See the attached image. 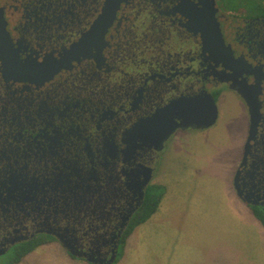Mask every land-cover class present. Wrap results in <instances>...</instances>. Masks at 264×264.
Wrapping results in <instances>:
<instances>
[{
	"label": "flooded vegetation",
	"instance_id": "flooded-vegetation-1",
	"mask_svg": "<svg viewBox=\"0 0 264 264\" xmlns=\"http://www.w3.org/2000/svg\"><path fill=\"white\" fill-rule=\"evenodd\" d=\"M251 5L0 0V264L51 247L118 263L169 141L213 127L229 92L249 121L234 189L264 217V7Z\"/></svg>",
	"mask_w": 264,
	"mask_h": 264
},
{
	"label": "crops",
	"instance_id": "crops-1",
	"mask_svg": "<svg viewBox=\"0 0 264 264\" xmlns=\"http://www.w3.org/2000/svg\"><path fill=\"white\" fill-rule=\"evenodd\" d=\"M240 104L243 107L242 102ZM219 106L226 104L221 101ZM248 126L247 118L246 131L242 129L240 134L244 140ZM240 139V146L233 151L226 166L215 163L214 169L208 168L213 170L205 177L201 173L206 169L200 166L197 168L199 174H193L194 180L187 184L189 187L176 188L184 193L179 201H173L176 182L165 179L161 175L164 172L160 171L155 183L163 187L164 194L157 211L136 227L125 252L131 248L132 240H140L143 234L146 236L148 226L159 216L155 223L161 228V252L152 251L155 247L151 244V252L147 253V248L145 251L147 261L154 254L158 258L156 262L161 264H264V224L234 189L233 175L242 157ZM216 170L223 176H217ZM155 234L152 230V236ZM145 247H149L148 242ZM64 255L62 259L68 264L81 262ZM133 258L136 263L143 264L138 259H144V255L134 251Z\"/></svg>",
	"mask_w": 264,
	"mask_h": 264
},
{
	"label": "rangeland",
	"instance_id": "rangeland-1",
	"mask_svg": "<svg viewBox=\"0 0 264 264\" xmlns=\"http://www.w3.org/2000/svg\"><path fill=\"white\" fill-rule=\"evenodd\" d=\"M227 8L238 9L241 6L254 7L251 5L253 2H259L261 8L264 7V0H223ZM222 103L226 106H220L218 108V120L216 124L204 131L187 134L188 137H184L182 142H172L169 141L168 149L163 153V165L160 171L165 179L169 178L175 185L173 201H179L180 197L184 195L183 187H189V182L194 180L193 174H199L200 170L197 168L203 166L201 173L202 177L208 175L214 169V164L219 163L222 166H226L230 162V158L233 155V151L239 145V139L241 138V130L246 131L247 116L244 108L241 106L239 101H242L238 95L229 92L222 98ZM240 104H238L237 102ZM244 134V133H243ZM244 137L240 139V144H244ZM240 146V145H239ZM196 151L195 154H192ZM213 168V169H208ZM225 168V167H224ZM223 168V169H224ZM215 174L217 176H223L219 170H216ZM233 174V173H232ZM158 173V177H159ZM200 176V177H201ZM235 177V175H233ZM157 177V178H158ZM176 188L182 189L177 190ZM164 194L163 187L159 186L152 193L153 196L162 197ZM157 211V210H156ZM255 211V210H254ZM256 214L259 213L256 211ZM264 214V213H262ZM159 217V216H158ZM154 218L149 229L146 230V236L143 234L140 240H132L131 248L125 252L122 249L120 252L119 264H139L136 263L134 256V251H137L144 259L139 258L138 262H143V264H161L157 263L156 256L153 254L152 258H148L149 261L145 259V251L147 248V253L151 250V244L155 247L154 252L160 254L161 243H160V231ZM160 224V223H159ZM264 224V223H263ZM152 230L156 231V234L152 236ZM146 239V241H145ZM144 242V243H143ZM145 242L149 243V247H145ZM151 252V251H150ZM65 253L63 250L57 247L51 248H41L28 255L22 261L21 264H68L62 259V255ZM9 262L2 263L8 264ZM73 264H87L85 262L73 263Z\"/></svg>",
	"mask_w": 264,
	"mask_h": 264
},
{
	"label": "water",
	"instance_id": "water-1",
	"mask_svg": "<svg viewBox=\"0 0 264 264\" xmlns=\"http://www.w3.org/2000/svg\"><path fill=\"white\" fill-rule=\"evenodd\" d=\"M6 40H7V41L9 40V35H8V33L6 32V29H5V21H4V17H3V15H1V13H0V44H3V50L6 49V47L4 46ZM6 55L9 56L10 54H9V53H6ZM3 57H4V56H3ZM5 59H7V60H11L12 57H8V58H5ZM24 71H26V70H24ZM22 74H24V77H26L27 74H29V72H26V73L22 72ZM31 74H32V76H33L34 73H31ZM237 92H238V94H239L242 98L245 97L244 93L241 92V90H237ZM213 104H214V107H216L215 101H213ZM217 119H218V110H217V108H216V110H214V112L209 116L207 122L203 125V127H205V128H209V127L215 125L216 122H217ZM113 260H114V259H113ZM110 264H111V263H110Z\"/></svg>",
	"mask_w": 264,
	"mask_h": 264
},
{
	"label": "trees",
	"instance_id": "trees-1",
	"mask_svg": "<svg viewBox=\"0 0 264 264\" xmlns=\"http://www.w3.org/2000/svg\"><path fill=\"white\" fill-rule=\"evenodd\" d=\"M161 197L160 196H153L151 198V201L153 203V205H151V207L149 208V211L146 213V216L143 217V219L138 223V225L142 224L143 222H145L146 220H148L157 210L158 205L160 203ZM256 216L258 217V219L264 223V217L261 216L260 214H256ZM30 251H27L26 254H28Z\"/></svg>",
	"mask_w": 264,
	"mask_h": 264
}]
</instances>
